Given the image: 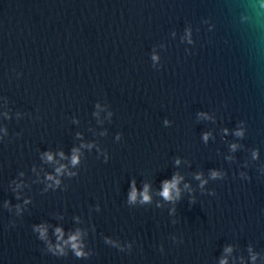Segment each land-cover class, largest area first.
I'll use <instances>...</instances> for the list:
<instances>
[{
  "label": "water",
  "instance_id": "1",
  "mask_svg": "<svg viewBox=\"0 0 264 264\" xmlns=\"http://www.w3.org/2000/svg\"><path fill=\"white\" fill-rule=\"evenodd\" d=\"M262 2L0 0V264H264Z\"/></svg>",
  "mask_w": 264,
  "mask_h": 264
},
{
  "label": "clouds",
  "instance_id": "2",
  "mask_svg": "<svg viewBox=\"0 0 264 264\" xmlns=\"http://www.w3.org/2000/svg\"><path fill=\"white\" fill-rule=\"evenodd\" d=\"M260 6L262 8H264V2H262L260 4ZM184 39L187 41V43L192 44L193 41L191 39V29H186L185 30V36ZM152 60L154 62V64L156 62H158L159 57L156 54H153L152 56ZM97 107H99V105H97ZM111 115V113L109 114ZM198 116H200L201 118L204 119H211L210 116H208L206 113H198ZM168 121H165V124H167ZM225 134L228 133V129H224ZM80 134L77 133V136H79ZM234 135L242 138L244 136V129L243 127H239L237 128V130L234 132ZM210 136V133H204L203 134V140L205 142L208 141ZM119 138V137H118ZM93 145L89 144V145H81V147H88L91 148ZM231 150L235 151L238 147V145L236 144H232L231 146ZM56 155H58L60 157L61 160L63 159H67V157L65 156L64 152L61 151L59 153H57ZM80 149L79 148H73L72 152H71V159H70V164L72 167L77 166L80 163ZM253 159L258 158V152L257 151H253L252 153ZM42 159L45 160L48 163H57L59 164V161L55 160V156L51 151H46L42 154ZM229 159H231L229 157ZM105 162H107V156L105 157ZM176 163H179V160L176 161ZM35 170V169H34ZM65 172H67V174L69 176H75L76 173L75 172H71L68 171V167L65 164H59L58 167L55 168V175L53 174H46V180L50 181L51 183H49L47 185L48 188H58L60 186V179L58 178L59 176L63 175ZM21 175H23V173H21ZM222 174L216 171H212L211 176L213 179L220 177ZM201 176L200 174H197L196 179H200ZM182 179V177L178 176V175H174L172 177V179L169 180H164L162 181V191L160 192V195L165 199V200H173L176 198H179L180 195V189L178 188V184L180 182V180ZM206 183V181H201V187H203V184ZM17 187H19V185H17ZM185 187H187V185H185ZM47 190V189H45ZM173 193L175 195H173ZM137 189L135 187V181H132V186H131V192L129 195V202H134L137 198ZM140 195H142V202H149L151 197L149 195V186L148 185H144V189L143 192L140 193ZM19 198V197H17ZM28 201H25V203H27ZM7 206V203H6ZM17 211L19 212V205H17ZM35 231L39 232V238L41 240H48V236H47V227L45 225H39L35 227ZM55 235L57 238V243L55 245H52L51 242H48V249L49 251L53 252V254L55 255H66L65 253V247H70L71 250L74 252V254L77 257H84L86 255H88V253H85L83 251V244L81 242V231L79 229H77L75 231V233L70 234L68 236L67 239H64V230L60 227L55 228ZM232 248L228 247L225 249L226 253H231ZM249 252L251 254V259L253 262H255L256 260V254H253L251 252V248L249 249ZM220 264H227V260L226 259H222L220 261Z\"/></svg>",
  "mask_w": 264,
  "mask_h": 264
}]
</instances>
